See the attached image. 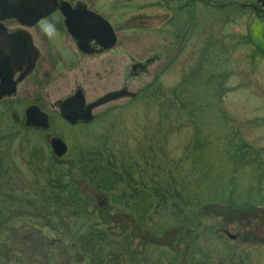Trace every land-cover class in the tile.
<instances>
[{
	"label": "rangeland",
	"instance_id": "1",
	"mask_svg": "<svg viewBox=\"0 0 264 264\" xmlns=\"http://www.w3.org/2000/svg\"><path fill=\"white\" fill-rule=\"evenodd\" d=\"M176 1L98 0L96 5L107 15L119 7L112 18L114 24L123 11L127 13L128 29L118 36L128 39L130 45V92L137 94L155 80L168 91L191 79L194 99L204 94L209 105L199 118L205 125L203 135L208 137V147L204 156H197L200 170L195 175L184 169L187 165L193 169L186 148L189 143L188 148L191 143L195 146L196 129L189 124V129L179 133L167 123L161 126L160 103H137L130 98L115 101L96 110L98 117L93 126L71 127L53 119L54 130L59 134L51 129L52 135L70 139L65 138L69 153L60 160L54 158L45 138L40 148L37 134L23 133L24 122L15 120L13 111L0 108V136L17 135L14 148L20 162L19 167L14 165L6 175H0V186L9 189L12 197L8 199L0 193V200H8L17 234L12 237L11 231L5 238L0 229L1 264L3 259L8 260L5 264H46L48 260L52 264H264V16L248 9L242 14L238 9L216 10L200 2L191 6L188 0ZM211 1L215 4L217 0ZM218 1L236 2L237 6L257 4V0ZM183 4L189 7L180 11ZM245 35L262 50L255 46L243 49ZM225 43L229 54L224 51L222 60ZM216 54L218 59L210 58ZM148 60L153 61L147 64ZM137 63L147 66L134 75ZM200 63L204 64L201 72L206 68L216 75L213 84L199 80L202 85H196L193 77L199 75L195 73ZM77 80H82L81 76L73 74L68 81L61 82L66 84L61 91L53 84L52 100L69 91ZM119 81L121 78L118 84ZM96 83L94 79L92 84ZM217 84L221 85L219 90ZM106 86L98 82L97 92L95 86H87L88 100L100 97ZM19 110L23 120V110ZM240 136L258 152L259 163L234 173L233 166L239 164L237 150L227 142ZM29 138L39 145L34 155L44 160V166L35 160L28 164L33 156ZM90 148L99 153L94 162L120 173L126 181L106 192L79 178V191L85 198L78 205L80 209L52 203L55 208L51 211L48 203L54 200L50 199L47 178L36 175L35 170L46 168L52 158L64 163L62 167L72 175L79 164L76 154ZM225 162L231 168L220 175L219 166ZM183 178H190L191 186L185 185ZM134 191L142 195L140 200ZM193 196L204 201L194 203ZM247 202L252 204L245 208L228 207ZM136 203L145 205L141 232L134 228L140 224ZM85 208L89 216L83 215ZM55 209L60 216L53 212ZM49 215L56 220L51 222ZM130 217L135 223H126L125 228L119 220L127 221ZM72 220L79 226L87 223L83 224L80 240L76 239L78 252L83 251V243L91 242V251H84L85 258L79 253L81 257L72 260L70 249H62L70 243L67 238ZM99 222L102 224L97 231L106 233V239L94 241L90 231ZM2 238L7 239L9 249L4 247L6 242ZM45 251H51V257Z\"/></svg>",
	"mask_w": 264,
	"mask_h": 264
},
{
	"label": "flooded vegetation",
	"instance_id": "2",
	"mask_svg": "<svg viewBox=\"0 0 264 264\" xmlns=\"http://www.w3.org/2000/svg\"><path fill=\"white\" fill-rule=\"evenodd\" d=\"M97 2L98 0H58L53 12L46 15H30L27 17L29 23L15 18L0 21V26H3L0 28V87L6 78H11V81L16 83V91L12 95L6 93L0 97V107L13 111L15 120L23 121L25 128L39 133L37 140L40 148L45 138L57 160L68 155L70 149L65 138H69L62 134L60 135L65 138L52 135L51 129L55 132L53 119H60L71 127L93 126L98 117L96 110L113 102L93 109H88L89 105L97 103L110 93L130 91V45L128 39L118 36L120 31L128 29L127 13L123 11L122 17L114 24L112 18L119 7H114L113 12L107 15L97 7ZM66 13L74 21L75 34L68 28ZM97 16L112 26L116 35L112 46V41L105 38V35L101 39L96 37V29L102 27ZM138 71L140 67L133 69V74L136 75ZM73 74H79L82 80H77L69 87V91L52 100L53 84L61 91L66 88V84L61 82L68 81ZM118 78H121L120 84ZM94 79L96 84H92ZM98 82L107 85L104 92L100 97L88 100L86 87L95 86L94 90L97 92ZM117 84L118 87L115 88ZM78 92L84 95V103L74 99ZM35 107L47 116L46 129L27 126L26 112ZM19 109L23 110V120ZM88 115L92 116L91 120L83 118ZM68 117H74L75 121H69ZM55 138L61 139L67 145V152L61 156L55 153L52 147ZM89 155H93V152L81 151L75 158L80 161L79 159Z\"/></svg>",
	"mask_w": 264,
	"mask_h": 264
},
{
	"label": "trees",
	"instance_id": "3",
	"mask_svg": "<svg viewBox=\"0 0 264 264\" xmlns=\"http://www.w3.org/2000/svg\"><path fill=\"white\" fill-rule=\"evenodd\" d=\"M189 3L191 4V6L193 4H198L199 2L204 4H207L208 6L212 7L216 10H224L226 8L231 9L232 11L238 9L239 12H241L243 14L244 10L248 9V10H252L250 8H246L244 6H240L236 4V2H233L231 4L225 2V1H215V4H213V2L211 0H188ZM217 2V3H216ZM243 5V4H242ZM188 4L186 5H182L180 7V11H183L187 8ZM189 7V6H188ZM254 11V10H252ZM256 12V11H254ZM256 13L264 16V12L262 11H257ZM244 38L246 39V41L244 43V45H242L243 49H250L255 46L256 48L259 49V51H261L262 49L259 46H256V44H253L249 39L248 36H244ZM259 45L261 47H263L262 43H259ZM223 48L221 49V59L224 60V55L222 54L224 51L229 54V49L227 47V43H225V45H222ZM262 53V52H261ZM219 57L218 54H216L214 57H210L213 60H216ZM227 59V58H226ZM198 72L195 74H199L197 75V77H193L195 80L196 85H202L199 80H205L206 82H208L207 84H213V82H215L216 79V75L209 70H206V68H204L205 72H201V70L204 67V64L200 63L198 66ZM195 71V70H194ZM198 76H202V77H198ZM187 80V79H186ZM192 81L191 79H188L187 81L184 80V83L174 89H169L168 91H165L162 87V84L159 82V80H155L153 83H151L150 85L146 86L145 88H143L142 90H140L136 97L133 98V102H144L146 103V101L151 102L152 104H162V107H160V117L163 120L161 122V126L163 125V123H167L170 125V127L172 128L175 127L177 129V131L180 133L182 131H184V129H189L190 125H193L194 128L196 129L195 132V137H196V141L194 142L195 146H191L190 148H188L187 145V160L191 162V164H193V169H191L190 167H188V165L186 167H184V169H187L190 173H195V175L197 174V171L200 170L198 168V164L201 163L200 158H197V156L203 155V153L205 152L206 148L208 147V142L207 139L208 137H205L203 135L204 133V129H205V125L204 122L202 121V119H200V114L203 111V109L205 107H207L209 104H206V98L204 97L203 93L198 94V96H194L192 95L191 91H190V86ZM198 83V84H197ZM216 88L219 90V87L221 86L220 84L215 85ZM216 93H218V91H216ZM208 98L210 97V95L208 94L207 96ZM199 99V102H197V100ZM1 108V107H0ZM3 116L0 114V117ZM202 121V122H201ZM23 133L25 132V134H39L36 131H33L32 129H28L25 128L22 131ZM16 134V133H15ZM19 134V133H18ZM15 137H17V135H8L7 137H2L0 136V175H6L7 174V170L10 169V167L16 165L19 167L20 162L18 161L17 157L15 156L16 153L18 152V150H16V148H14V141H15ZM233 140V139H232ZM231 140V143H229V141L227 142V144L230 146L232 145V147H236L235 150H237V154L238 155V160H239V164H235L236 166H233L232 170L234 171V173H237L238 171H242L243 168H246L247 166H251L253 163H259V161H256V153L258 154V152H254L255 150L252 149L250 146H247L248 143L246 142L245 138L243 136H240L239 139H234L233 141ZM226 143V142H225ZM29 145H30V150H33V156L30 157L31 161H27L28 164L29 163H34V160L36 163L42 164V166H44V160L40 159L39 157L37 158L36 155H34V149L37 148L39 145L37 143H33V141H31V139L29 138ZM225 148L227 149V147L225 146ZM4 149H6L8 152V154H5ZM29 149V147H28ZM88 153H92L93 155H89L88 157H91L92 160H88L86 158H81L79 159V164L77 165L78 167H76V169H74V173H72V175H70V173H66V170L64 167H62V165L58 162H56L54 159H49L48 161V165L46 168H43L42 170L38 171L36 169L35 166V173L36 175L38 174H43L42 176L47 178L48 181V186L50 187V192L52 193L50 199L54 200V202H51V204L48 203V208L52 211L55 206H53L52 203H54V205H58L59 207H66V208H70V209H80V207H78L79 203L81 202L83 204L84 201V195L83 192L81 193L79 191V178H83L86 179L94 188H96L98 191H106V192H110L113 191L114 187L116 185H119L123 182L126 181V179L123 177V175H121L120 173H116L114 172L111 168H107L104 165H100L96 162H94L95 160L97 161V158H99V153L98 150L96 152L95 148H90V150L85 151ZM84 153V152H83ZM88 155V154H87ZM204 156V155H203ZM96 157V158H95ZM94 162V163H93ZM92 163V164H91ZM80 165V166H79ZM231 168V165L226 163L225 164H220L219 166V170L220 173L223 172V170H226L227 168ZM235 167V168H234ZM71 172V169L70 171ZM6 173V174H5ZM76 173V174H75ZM78 173L82 174L80 177H78L79 175H77ZM222 175V173L220 174ZM130 177H128L127 179H129ZM184 179V178H183ZM182 179V180H183ZM183 183L187 186H191V181L190 178L188 179H184ZM5 190L8 192H5ZM96 190V191H97ZM197 189L196 192L197 193ZM0 193H2L3 195H6V197L8 199H11L12 197H10V190L5 188V186H0ZM134 194L136 195V197L140 200V198H142V195L139 194L138 191H134ZM194 200V203L199 202L202 203L204 200L201 198H198L196 196L192 197ZM200 199V201H199ZM198 200V201H197ZM212 202L213 200L211 199H205V202ZM216 202V201H213ZM252 203L251 202H247V203H240L236 206H228V207H238V208H245V205L248 207L250 206ZM223 205V204H220ZM145 206V205H144ZM142 204L136 203V208L138 209V215L140 217V224L136 227H134L135 229H137L139 232L141 229V222L143 223V221L141 220V217L143 218V216H145V214H143V207ZM150 207V205H149ZM47 207H44V209ZM87 208V207H86ZM83 209L84 214L86 216H89V212L88 209ZM55 214H59V210L55 209L53 211ZM104 213V212H102ZM60 216V214H59ZM13 214L10 212V205L8 203V200L4 199V202L2 200H0V229L2 230L3 235L5 236V238L7 237V235H9V233H11V231L13 232L12 237H15L17 234L15 233V228L12 225L13 222ZM103 218V217H101ZM49 219L51 222H54L56 220V217L50 216L49 215ZM106 220V218H105ZM119 221H122L125 224V228H126V223H129L132 221H134L132 224L134 225L135 220L133 217H130V219H128L127 221L120 219ZM130 223V224H131ZM83 224H87V223H82L81 226L78 225L77 222L75 221H71L69 224V237L67 238L68 240H70V243L66 244V247H63L62 249L65 252V249L68 248L70 249L69 252V256H71L70 258L73 260L76 258V256L78 258H80V254L82 255L83 258H85V256H87V254L84 252H90L91 251V242L87 241L86 243H83V251L82 252H78V244L76 242V239L80 240L81 238V234L83 231ZM100 224H102L101 222H99L97 225H94L95 228L93 227V231H90V238H94V241H101L102 239H106V233H100L99 231V227ZM105 224V222H104ZM133 228V227H132ZM130 229V228H129ZM146 230V229H145ZM127 231V229H126ZM132 232H134L132 230ZM129 235V232H128ZM151 236V235H149ZM5 238H2L5 242L7 241V239L5 240ZM59 241V240H58ZM86 241V240H85ZM94 243V242H93ZM6 246L8 248H6ZM65 246V244H64ZM94 244L92 245V252H95V246ZM6 249H9V246L6 242L5 246ZM2 248L1 246V242H0V249ZM65 248V249H64ZM67 251V249H66ZM80 251V250H79ZM47 253V257H51V251H45ZM3 259V258H2ZM70 261L69 258L66 259V261ZM51 260H48V262H44L46 264H52L51 262H49ZM3 264L8 263V260L4 261L3 259ZM1 264V263H0ZM58 264V263H57Z\"/></svg>",
	"mask_w": 264,
	"mask_h": 264
},
{
	"label": "water",
	"instance_id": "4",
	"mask_svg": "<svg viewBox=\"0 0 264 264\" xmlns=\"http://www.w3.org/2000/svg\"><path fill=\"white\" fill-rule=\"evenodd\" d=\"M259 5L261 6L262 10H264V0H258ZM58 5V0H0V21H4L6 19H18L22 21L23 23H29L27 22V17L30 15H36L38 13H42V15H46L48 13L53 12ZM248 6V5H247ZM253 7L255 10L258 9L255 5H249ZM67 14V13H66ZM67 25L68 28L74 33L75 31V24L74 21L69 18V14H67ZM98 20L100 21V24L102 27H99L96 29L98 32L97 38L101 39L104 37L112 41L110 46L114 44V41L116 40V35L114 33L113 28L111 27L110 23H108L106 20H104L102 17L97 16ZM3 26H0V28ZM104 27V28H103ZM75 34V33H74ZM153 60H148L147 64H150ZM147 64H136L134 65L133 69L136 70L137 67L142 68L144 70L147 66ZM5 88H7V92L5 91ZM16 91V83L11 81V78H6V80H3V84L0 87V97L6 95V93H9V95H12ZM135 94L126 90L117 91L110 93L106 95L105 97L101 98L97 103L93 105H89L88 109H93L96 106H101L104 104H107L112 101H116L118 99L126 98V97H134ZM74 99L79 101L80 103H84V95L82 92H78ZM27 116V126H37L42 128L48 127V119L47 116L40 111L38 108H30L26 112ZM83 118H86L87 120H91L92 116L88 115ZM69 121L74 122V117H68ZM52 147L59 156L65 154L67 152V145L61 140V139H53L52 141Z\"/></svg>",
	"mask_w": 264,
	"mask_h": 264
}]
</instances>
